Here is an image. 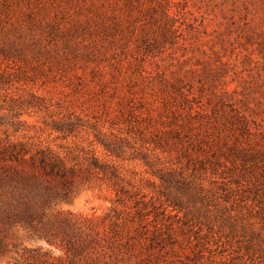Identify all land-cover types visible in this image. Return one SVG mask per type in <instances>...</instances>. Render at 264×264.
Segmentation results:
<instances>
[{"label":"rangeland","instance_id":"obj_1","mask_svg":"<svg viewBox=\"0 0 264 264\" xmlns=\"http://www.w3.org/2000/svg\"><path fill=\"white\" fill-rule=\"evenodd\" d=\"M1 47L20 134L78 169L56 242L15 225L0 264H264V171L229 156L264 162V0H0Z\"/></svg>","mask_w":264,"mask_h":264},{"label":"trees","instance_id":"obj_2","mask_svg":"<svg viewBox=\"0 0 264 264\" xmlns=\"http://www.w3.org/2000/svg\"><path fill=\"white\" fill-rule=\"evenodd\" d=\"M10 58L12 63L15 58L22 60V56L15 57L1 47L0 61ZM8 69L0 72V252L6 246L7 231L15 225L32 229L49 244L56 242L58 231L48 223L47 214L60 201L68 199L74 188L72 178L78 169L48 145L20 134L25 125L21 119L25 100L22 96L9 95L8 90L13 81L17 82L18 76ZM73 128L69 121L51 125L52 130L60 132H71ZM96 140L110 155L120 154L121 147L116 142L99 135ZM229 156L234 161L238 160L244 170L264 171V162L259 163L253 151L242 149L229 153ZM87 165V168L114 175L110 166L99 162L93 153L88 157ZM176 171L159 168L156 172L162 183H169L168 175L173 174L177 185L184 177L180 175L177 178ZM26 251L32 255L37 249L28 248Z\"/></svg>","mask_w":264,"mask_h":264}]
</instances>
